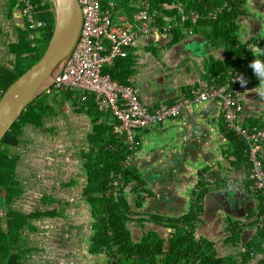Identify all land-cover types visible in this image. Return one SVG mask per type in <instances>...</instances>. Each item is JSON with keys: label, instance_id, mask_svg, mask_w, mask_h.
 I'll return each instance as SVG.
<instances>
[{"label": "crops", "instance_id": "crops-1", "mask_svg": "<svg viewBox=\"0 0 264 264\" xmlns=\"http://www.w3.org/2000/svg\"><path fill=\"white\" fill-rule=\"evenodd\" d=\"M140 1L112 2V21L115 24L131 22L133 16L141 11ZM243 6L245 11L239 16L236 40L245 50L237 57L235 54L229 56L226 51L228 46L220 41L221 36L210 37L211 31L215 28L214 24H202L207 18L215 21L217 18L215 14L199 17L191 12L185 15L183 9L179 13L175 6L163 4L161 9L154 10L158 13L154 18V29L149 28L147 32H139L134 44L128 49L126 58L129 60L127 61L131 65L132 72L125 84L135 87L140 102L151 109L160 103L169 105L190 98L192 92L196 90L224 85L231 72L238 71L244 74L248 70L250 80L241 95L242 109L239 113V121L244 126L261 125L264 118V94H261L264 90V80L253 76L249 64L254 59L264 62V0H245ZM131 9H134V12ZM174 9L175 14L170 16L165 14V11ZM49 15L52 21V14ZM182 15L185 17L184 21L191 19L195 29L183 28L184 36L173 41L172 27L169 32L165 31L164 27L171 23L175 25L181 21ZM159 19L161 22L158 21ZM25 33L24 20L19 13L16 0H0V69H12L14 56L11 50H15L20 45ZM44 34L45 30H42L38 35V41ZM215 63L216 67H212ZM117 65L120 69H124L122 65L116 64V61L107 69H115ZM68 92L71 94L65 98L63 92L50 93L48 95L50 97L46 99L49 108L42 117L40 125H26L20 136V144L16 148L8 149V154L17 159L15 177L20 187L30 174L37 173V180L32 179L38 184L35 187L37 189L26 187L20 197L24 209L41 207L44 204V210L47 212L44 216L38 217V221L46 225V229H50L46 233L48 235L56 234L59 225L62 226L61 230L71 226L72 222L69 220H73L76 216L73 213L74 208L83 207L86 222L90 223V227L93 223L89 205L83 194L87 179L84 160L80 155L92 146L90 135L96 124H93L92 116L86 113L85 106L83 110H79L82 103L93 98L89 92H86L87 100L80 102V91ZM55 114L59 116L57 120L46 121L49 116ZM60 116L81 127L84 134L69 135V137L66 136L69 131H62L63 138L51 134L54 133V126L62 124ZM102 116L106 117V123L112 128L115 121L108 114ZM38 133L39 140L52 145L48 150H55L52 157L49 152L46 156H42L35 151L37 140L33 138V134ZM133 140V146L130 148L122 137L124 145L132 152L125 162L141 175L144 181L143 188L148 192V194L141 193L142 208L138 210L141 214L137 218L143 220L142 227L137 223L136 218L131 219L128 224L134 241L140 240L146 227L151 228L165 241L179 229L187 232L185 234L191 237L193 243L202 245L206 242L208 248L204 247V249L206 248L208 254H213L215 259L232 258L233 264L258 262L263 254L256 253L246 262L243 261L247 244L253 240L258 241L256 199L249 195L246 196L247 199H241L243 212L237 216L215 209L222 201L217 191L226 190V180H233L234 188H242L244 183V172L238 169L235 163L233 147L223 127L218 100L200 105H187L176 119L134 131ZM70 143L86 145L80 150L79 161L70 159L73 152V149H69ZM57 151L61 152L56 153ZM63 152L66 155L62 159H57L56 155ZM23 153L28 154L29 157L24 158L21 155ZM37 157L41 158L36 159ZM262 157L264 163V147ZM64 162L67 163L66 167ZM50 165L54 166L49 167ZM40 186L45 188L47 194H39ZM127 191L129 192L130 188ZM129 194L130 192L127 197L133 205L136 197ZM13 200H17V197ZM248 202H252L253 205L248 206ZM244 206H246L245 210ZM63 207L65 209L68 207L70 210L66 212L62 210ZM72 215L74 216L70 219ZM231 224L235 225L237 231L235 238H232ZM37 229L38 226L35 225V231ZM72 232L78 233L75 229H72ZM62 236L57 234L53 242L59 248L62 246L65 249L63 259L69 264H106L107 259L104 254H88L85 237L80 239L84 241L80 249L81 242H77L79 239L72 237L67 247L66 240Z\"/></svg>", "mask_w": 264, "mask_h": 264}, {"label": "trees", "instance_id": "trees-1", "mask_svg": "<svg viewBox=\"0 0 264 264\" xmlns=\"http://www.w3.org/2000/svg\"><path fill=\"white\" fill-rule=\"evenodd\" d=\"M38 1L41 0H34V2ZM121 1L101 0L102 11H106L110 3ZM140 2H142L141 11L145 10L149 14L154 10L161 9L163 4L178 5L184 10L185 15L194 12L199 17H205L213 13L217 16L215 21L212 18H207L202 22L203 25H215L210 37L221 36L220 41L228 46L226 51L229 56L235 54L238 57L245 50L236 40L239 16L243 15L245 11L242 7L245 0H141ZM218 9H221L220 13L217 12ZM37 10L39 18L48 20V27L41 39L35 40L36 47L29 46L31 41L29 33L26 32L19 43L20 45L15 50H11V54L14 56L11 63L12 69H0L1 94L38 61L46 48L51 36L53 21L50 19L49 14L51 13L48 11V5H38ZM131 10L134 12V9ZM175 12V9L167 10L165 14L170 16ZM158 21L161 22L160 19ZM170 25L173 41L184 36V29L188 30L190 27L195 29L190 18L182 23L178 21L175 25L172 23ZM127 60L126 57L115 60L116 64L122 65L121 67L124 69L121 68V70L118 65L115 69L105 67L102 74H108L113 80L127 83V77L132 72L129 60ZM214 66L216 67V63L212 67ZM63 93H65L64 98L71 94L68 91ZM84 106L87 109L86 113L92 116L93 124H96L90 135L92 146L87 152H81L80 155L84 160L83 165L86 168L87 179V186L84 188L83 194L93 219L91 224L93 233L90 237L91 246L88 253L91 255L104 253L107 264H233L232 258L215 259L213 254L207 253L206 242H203L202 245L193 243L191 237L185 234L187 232L176 230L173 227L176 231L167 241L153 230L144 232L140 240L134 241L131 238L128 222L132 215L141 214L138 211L142 208L141 193L148 194V192L143 188L144 181L141 175L125 162L127 156H131L132 152L124 145L122 137L112 134V128L106 123V117H103V114L97 110L92 99L82 103L79 110H83ZM48 108L44 99L39 102L36 100L31 102L0 142V207L9 205L14 197L23 193L15 177L17 159L8 154V149L16 148L20 144V136L26 125H40ZM227 138L233 147L232 154L235 157V163L239 167L243 166L242 163L245 162L243 143L236 139L232 133L227 132ZM128 188H130L129 195L136 197L133 205L127 197ZM259 201L262 203L263 199L259 198ZM258 209L260 214L264 206L259 204ZM7 217V232L2 230L0 224V264H28L24 255L21 254L23 253L21 245L24 239L20 237L19 232L25 225L24 219H21L25 215L9 210ZM136 221L142 227L143 220L136 219ZM231 226L232 238H235L237 231L235 225L231 224ZM29 229L32 230L31 227ZM256 238L259 242L253 240L247 244L243 261L246 262L252 258L254 256L252 251H255V253L263 254L257 264H264V251L261 248V244L264 243V228L257 230ZM204 247L206 248L204 249Z\"/></svg>", "mask_w": 264, "mask_h": 264}, {"label": "built area", "instance_id": "built-area-1", "mask_svg": "<svg viewBox=\"0 0 264 264\" xmlns=\"http://www.w3.org/2000/svg\"><path fill=\"white\" fill-rule=\"evenodd\" d=\"M81 12V26L76 44L69 55L64 67L55 77L50 93L66 91H80V102L87 100L86 92L92 95L95 106L102 114H108L115 121L112 132L116 136L125 138L133 146V132L139 129L161 124L169 119L179 117L182 109L190 104L200 105L204 102L218 100L221 107L223 127L243 143L245 162L238 169L244 172L242 188H234V181L226 180V189L249 195L256 199L255 209L259 204L264 206V163L262 149L264 147V118L261 125L244 126L239 121L242 109L241 95L250 80L248 70L241 74L238 71L230 73L226 83L221 86H209L204 90L192 92L190 98L174 104L160 103L155 108L144 106L138 95V90L128 84L113 80L108 74H102L105 67H109L116 59L127 56L128 49L134 44L139 32L154 29L156 11L151 14L142 10L133 16L131 22L124 21L115 24L112 21V7L110 3L106 11H102L101 0H76ZM19 13L24 20V27L29 33V46L36 47V39L42 30L48 27V20L38 17V5H48L47 0H16ZM175 6V7H174ZM174 8L181 13L178 5ZM218 13L221 9L217 10ZM215 17V15H214ZM181 22L185 20L182 15ZM171 29L165 25L164 30ZM250 70V69H249ZM253 71V70H252ZM251 72V71H250ZM253 76L257 77L255 74ZM246 81L241 87L240 81ZM47 92V91H46ZM262 198L263 201H259ZM257 230L264 228V209L257 212ZM264 251V243L261 244ZM255 253V251H252ZM257 264V263H256Z\"/></svg>", "mask_w": 264, "mask_h": 264}, {"label": "water", "instance_id": "water-1", "mask_svg": "<svg viewBox=\"0 0 264 264\" xmlns=\"http://www.w3.org/2000/svg\"><path fill=\"white\" fill-rule=\"evenodd\" d=\"M52 14L51 36L41 57L0 96V142L22 111L52 86L78 39L81 12L76 0H47ZM221 208L240 210L247 195L218 190ZM245 196V197H244Z\"/></svg>", "mask_w": 264, "mask_h": 264}, {"label": "rangeland", "instance_id": "rangeland-1", "mask_svg": "<svg viewBox=\"0 0 264 264\" xmlns=\"http://www.w3.org/2000/svg\"><path fill=\"white\" fill-rule=\"evenodd\" d=\"M243 9H244V6H242ZM22 37V36H21ZM22 40V38H21ZM49 95V92H45L44 94H42L39 98L35 99L36 102H39V100H43L46 102V99L49 98L50 96ZM59 116H57V114H55V116H49V120L46 119L47 122H50V120L52 119H58ZM60 121L62 124H59L58 126H54V133H51L53 134L54 136L56 137H62L63 138V135L61 134L62 131H69L68 134H66V136H69V135H73L75 136V134H84L82 132H84V130H82L81 127L77 126L75 123L73 122H68L66 121L65 119H63L61 116H60ZM60 123V122H59ZM67 124V125H66ZM91 130V129H90ZM30 133L27 134V136H29ZM39 133L38 134H33V138H35L37 141L35 143V151H38V154L42 156H46L47 155V152H49V154L51 155L52 157V153L55 152L54 149H52L51 151L48 150V147L49 146H52L51 144H45L43 141L39 140L38 137H39ZM44 136H46V134H44ZM70 137V136H69ZM26 138H29V137H26ZM30 139V138H29ZM86 145L84 144H75V143H70V147L69 149H73V152H72V157H70V159L74 160V161H79L80 157H79V153H80V150L81 149H84ZM30 151V150H29ZM61 151H62V148H61ZM61 151H57L56 153H59ZM41 152V153H40ZM24 158H28V154H21ZM65 152L63 153H60V154H57L56 157L57 159H62L64 156H65ZM41 156V157H42ZM55 156V155H53ZM41 157H37L36 159H40ZM28 165H30V162L28 163ZM55 165V163H54ZM54 165H50L49 167H53ZM64 166L66 167L67 166V163L64 162ZM30 181L28 182L27 184V188H34V189H37L35 187L38 186L37 183H34L33 182V177H31V174L29 175V178ZM35 179V178H34ZM40 187H43V186H40ZM40 191H39V194L41 193H46L47 194V191L45 190V188H40ZM44 190V191H43ZM21 197L18 198L17 201H15L16 203L14 205H12L13 208H21L22 210H25V215H27V211L29 210H32V209H24L22 208V201H21ZM18 203V204H17ZM76 206V205H74ZM66 212H68V210H70V208L67 207V209H65ZM83 207L80 209V208H74L73 209V213L74 215H76L74 217L73 220H69V222L71 221L72 223L70 224L71 226H67V228H62V226H58L59 230L56 232V234H53V235H48L46 233L49 232L50 229H46V225H42L40 221H35L33 220L32 223H33V226L35 227L38 226V229L36 231H33V232H29L27 231L26 229H24V233L28 236V242H27V248L31 249V253H29L27 256H26V260L29 264H69L68 261H65L63 258H64V252H65V249H63V247L61 246V248H59L55 242H53V239H54V236H56L57 234L59 235H63L62 237L66 240V246L68 247L69 246V240L73 237V239L76 237L77 238V242H81V246H80V249H82V245L84 244V241L83 240H80L81 237H85V241L88 243V239L89 237L92 235V230H91V227H90V223L89 222H86V218L84 217V213H83ZM0 214L1 216H4L3 214V211L1 210L0 211ZM71 216L70 219L73 218V216ZM87 217V216H86ZM68 219V218H67ZM88 219V218H87ZM67 221V220H66ZM2 223H4V221H2ZM72 229H75L76 234H73L72 232ZM46 234V235H45ZM49 236V237H48ZM50 237L52 239H50ZM75 238V239H76ZM55 240L57 242V239L55 237ZM71 258V256H70Z\"/></svg>", "mask_w": 264, "mask_h": 264}, {"label": "flooded vegetation", "instance_id": "flooded-vegetation-1", "mask_svg": "<svg viewBox=\"0 0 264 264\" xmlns=\"http://www.w3.org/2000/svg\"><path fill=\"white\" fill-rule=\"evenodd\" d=\"M36 176H37V173H35V174H33V175H31V177H33V178H35L36 179ZM37 180V179H36ZM28 181H30V179H27V180H25V182H23L22 183V185L23 186H21V190L23 191V193L22 194H24V190H25V188H26V186H27V184H28ZM21 194V195H22ZM20 197V195L17 197V200H18V198ZM219 198H221V197H219ZM17 200H13L9 205H3V206H1L0 207V211L2 210L3 211V214H4V216H1V214H0V220H1V222H0V224H1V228H2V230L4 231V232H7L8 231V217H7V214H8V211L10 210V211H15V212H18L19 214H22V215H25V210H22L21 208H13L12 207V205H14L16 202L15 201H17ZM221 200V199H220ZM220 202V201H219ZM18 204V203H17ZM253 204H252V202H248V206H252ZM247 206V205H246ZM246 206H244V210L246 209ZM247 206V207H248ZM44 204L43 205H41V207L39 206V207H35V206H33L31 209L32 210H29V211H27V215H25V217L24 218H21V219H24V222H25V225L23 226V228L22 229H20V237L21 238H23L24 239V241H23V244L21 245V250H22V252L23 253H21V254H23L24 255V258L26 259V256L29 254V253H31L32 251H31V249H29V248H27L26 246H27V242H28V236L24 233V229H26L27 231H29V232H33V231H35V227L33 226V223H32V221L33 220H35V221H38L39 220V218L40 217H42V216H44L45 215V213L47 212L46 210H44ZM221 209V211L222 212H224V213H228V212H230L231 213V215L233 214V215H235V216H237V215H239V214H241L243 211H242V209H240V210H229L228 208H226V207H223V208H220V206H219V203H218V206L217 207H215V209ZM44 210V211H43ZM60 210V209H59ZM58 210V211H59ZM62 210H65V207H63L62 208ZM138 216H140V215H132L131 216V219L132 220H134L135 218L136 219H138L137 217ZM39 217V218H38ZM36 218H38V219H36ZM2 221H4V223H2ZM153 221H155V220H153ZM156 222V221H155ZM130 222H128V224H129ZM155 226V225H154ZM31 227V229L32 230H30L29 228ZM145 227V226H144ZM129 228V227H128ZM92 230V229H91ZM130 230V229H129ZM151 230V228L150 229H148L147 227H146V231H150ZM145 231V232H146ZM93 233V232H92ZM91 237V236H90ZM90 237H89V239H88V252H89V248H90V246H91V241H90ZM14 253H16V251H14ZM89 254V253H88ZM100 254H104V253H100ZM100 254H98V255H100ZM91 255V254H90ZM105 255V254H104ZM105 257H106V255H105ZM107 259V258H106ZM28 263V262H27ZM29 264V263H28ZM106 264H107V260H106Z\"/></svg>", "mask_w": 264, "mask_h": 264}, {"label": "clouds", "instance_id": "clouds-1", "mask_svg": "<svg viewBox=\"0 0 264 264\" xmlns=\"http://www.w3.org/2000/svg\"><path fill=\"white\" fill-rule=\"evenodd\" d=\"M249 67L253 70V73L257 77H259L262 80H264V62H262L260 59H254L249 64ZM245 83H246V81L241 79V81H240L241 87H243ZM261 94H264V90H262Z\"/></svg>", "mask_w": 264, "mask_h": 264}, {"label": "bare ground", "instance_id": "bare-ground-1", "mask_svg": "<svg viewBox=\"0 0 264 264\" xmlns=\"http://www.w3.org/2000/svg\"><path fill=\"white\" fill-rule=\"evenodd\" d=\"M229 6V5H228ZM149 214V213H148Z\"/></svg>", "mask_w": 264, "mask_h": 264}]
</instances>
